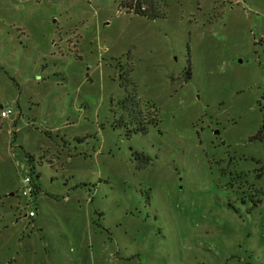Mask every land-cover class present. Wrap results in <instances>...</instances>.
Wrapping results in <instances>:
<instances>
[{
    "label": "rangeland",
    "instance_id": "374dc122",
    "mask_svg": "<svg viewBox=\"0 0 264 264\" xmlns=\"http://www.w3.org/2000/svg\"><path fill=\"white\" fill-rule=\"evenodd\" d=\"M123 2L0 0V264H264V0Z\"/></svg>",
    "mask_w": 264,
    "mask_h": 264
},
{
    "label": "trees",
    "instance_id": "16d2710c",
    "mask_svg": "<svg viewBox=\"0 0 264 264\" xmlns=\"http://www.w3.org/2000/svg\"><path fill=\"white\" fill-rule=\"evenodd\" d=\"M121 8L124 9L127 13L133 14L134 16L142 17L147 20H155V19H160V18H165L166 14L163 12L161 9L157 8L153 4L147 5L145 0H124V2L121 4ZM132 72V69L129 70ZM191 78V73L190 70L185 75V81L190 80ZM122 80V78H120ZM123 83V81H121ZM151 108V113L154 111L156 114L157 109L154 105L150 106ZM138 117L135 116L134 121H138L137 119L140 120V125L142 126L139 130L141 132H146V125H153L155 124V115L150 116L151 114L149 113V116L142 117L143 113L138 112ZM143 120V121H142ZM256 140L258 139L259 141H262L264 143V129H262L255 137ZM27 158L29 159L28 162L31 163L30 156L27 155ZM37 186L34 187V189ZM35 194V191H34Z\"/></svg>",
    "mask_w": 264,
    "mask_h": 264
},
{
    "label": "built area",
    "instance_id": "2783aa9c",
    "mask_svg": "<svg viewBox=\"0 0 264 264\" xmlns=\"http://www.w3.org/2000/svg\"><path fill=\"white\" fill-rule=\"evenodd\" d=\"M11 114V111L9 109L4 110L1 109L0 111V117L1 118H6ZM20 198L21 199H27L29 200L30 203H33L35 198H34V187L31 185V179L28 177H25L22 181V187L20 190ZM29 217L33 218L35 217L34 211L29 212Z\"/></svg>",
    "mask_w": 264,
    "mask_h": 264
},
{
    "label": "water",
    "instance_id": "95a60500",
    "mask_svg": "<svg viewBox=\"0 0 264 264\" xmlns=\"http://www.w3.org/2000/svg\"><path fill=\"white\" fill-rule=\"evenodd\" d=\"M2 108V106H0V109ZM216 133V132H215Z\"/></svg>",
    "mask_w": 264,
    "mask_h": 264
},
{
    "label": "flooded vegetation",
    "instance_id": "af4514ba",
    "mask_svg": "<svg viewBox=\"0 0 264 264\" xmlns=\"http://www.w3.org/2000/svg\"><path fill=\"white\" fill-rule=\"evenodd\" d=\"M2 109V108H1Z\"/></svg>",
    "mask_w": 264,
    "mask_h": 264
}]
</instances>
